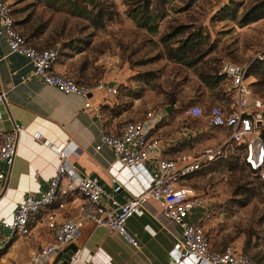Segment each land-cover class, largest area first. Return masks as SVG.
Returning a JSON list of instances; mask_svg holds the SVG:
<instances>
[{"label":"rangeland","instance_id":"rangeland-1","mask_svg":"<svg viewBox=\"0 0 264 264\" xmlns=\"http://www.w3.org/2000/svg\"><path fill=\"white\" fill-rule=\"evenodd\" d=\"M4 1L20 31L46 44L38 49L57 47L61 60L68 61L84 83L113 78L118 102L114 111L125 115L122 123L149 110L172 107L165 121L177 132L203 129L185 150L197 147V153L226 137L205 122L209 107L229 102L218 75L224 61L249 64L248 82L264 111V18L238 24L259 0ZM133 12L154 16L155 32L137 27L129 17ZM189 40L191 47L185 44ZM192 105L202 110V119L182 116ZM260 134L264 138V116ZM184 184L205 197L211 248L232 246L252 262L264 264V182L248 172L237 149ZM4 240L0 264H26L27 255L19 251L23 238L5 246Z\"/></svg>","mask_w":264,"mask_h":264},{"label":"built area","instance_id":"built-area-1","mask_svg":"<svg viewBox=\"0 0 264 264\" xmlns=\"http://www.w3.org/2000/svg\"><path fill=\"white\" fill-rule=\"evenodd\" d=\"M0 25L8 53L27 59L32 76L45 86L53 87L63 95L83 99V109H91L89 100L94 92L107 97L117 94L116 88L106 87L101 82L80 84L69 75L56 73L53 67L60 61L59 49L36 50L30 46L15 25L12 11L4 0H0ZM248 69L249 64L227 61L219 67L218 75L223 79L229 102L209 107L205 116L208 128L226 133L218 145L204 147L195 154H183L176 159H150V155L160 147V141L153 134L167 117L164 109L149 110L139 119L123 122L114 133L102 129L100 142L114 156L107 170L111 193L124 191L129 196L124 204H119L95 181L80 176L63 146H48L58 160L54 174L43 193L38 197L24 196L12 217L2 220L0 228L6 233L4 246L27 237L32 227L41 223L49 232L51 241L30 252L26 264H42L73 244L82 223L88 221L118 235L137 250L138 244L127 233L125 222L152 201L159 204L161 216L180 230L179 238L167 253L170 264H257L232 246L222 251L211 248L205 231L210 221L209 212H203L197 223L187 221L191 212L205 207V197L184 184L187 178L202 169L226 159L232 149H237L238 157L248 172L264 182V138L260 134L263 103L253 95ZM5 103V94L0 93V106ZM94 116L103 126L104 120L98 109ZM182 116L196 120L203 118V113L198 106L192 105L182 112ZM20 131V125L12 124L10 130L0 132L1 165L11 166ZM32 138L38 141L40 135L34 133ZM69 199L79 203L77 212L71 218L59 219L57 211L62 210ZM76 261L77 253L69 264Z\"/></svg>","mask_w":264,"mask_h":264},{"label":"crops","instance_id":"crops-1","mask_svg":"<svg viewBox=\"0 0 264 264\" xmlns=\"http://www.w3.org/2000/svg\"><path fill=\"white\" fill-rule=\"evenodd\" d=\"M28 44L36 50H43L38 48L46 45L30 39ZM31 70L27 59L8 53L0 25V93L6 97V103L0 106V132L10 130L12 124L21 126L11 166L0 164V226L2 220L12 217L24 196L38 197L45 191L58 163L56 155L48 146H63L80 176L95 181L119 204L126 203L129 196L124 191L111 193L107 170L114 156L100 142L102 129L114 133L125 116L114 111L118 107L115 97L94 92L89 100L91 109L85 110L83 99L75 95H63L57 89L45 86L32 76ZM53 70L71 75L77 83H84L68 61L61 58ZM97 82L106 87H116L113 78L103 77ZM97 109L102 114L103 126L94 116ZM167 117L153 134L160 141V147L150 155V159H176L183 154H195L197 147L185 150L184 146L191 138L199 136L203 129H182L179 133L165 121ZM136 119L139 118L132 120ZM34 133L40 135L38 141L32 138ZM96 147H99L98 150H95ZM78 204L69 199L65 207L57 211L58 218L73 217ZM204 209L191 212L187 221L197 223ZM125 229L137 242V250L118 235L95 227L91 222H83L73 243L77 247V261L74 264H170L167 253L179 238L180 230L161 216L158 203L148 201L125 222ZM5 236L6 233L0 228V245ZM50 241L49 232L43 224L38 223L23 238L19 251L28 256ZM42 264L60 263L50 258Z\"/></svg>","mask_w":264,"mask_h":264},{"label":"trees","instance_id":"trees-1","mask_svg":"<svg viewBox=\"0 0 264 264\" xmlns=\"http://www.w3.org/2000/svg\"><path fill=\"white\" fill-rule=\"evenodd\" d=\"M49 1H53V0H49ZM129 17L137 25V27L141 29H145L150 33L155 32L156 26L154 22L156 21V18L154 16H151L147 14L146 12H133L132 14H129ZM230 18L234 19V16L231 15ZM263 18H264V2L259 0L251 8H249L247 11L243 13L241 18L239 19L238 24L240 26H245V25L257 22ZM15 25H16V22H15ZM21 33L26 37L27 40L29 39L22 31ZM185 44H187L189 47L192 46V42L190 40L187 41ZM173 105H170V106H173ZM263 116H264V111L262 112V117Z\"/></svg>","mask_w":264,"mask_h":264},{"label":"water","instance_id":"water-1","mask_svg":"<svg viewBox=\"0 0 264 264\" xmlns=\"http://www.w3.org/2000/svg\"><path fill=\"white\" fill-rule=\"evenodd\" d=\"M164 110L167 114H169V112L172 110V107H168ZM76 253H77V247L74 244H70L61 253L55 256L54 262L59 261L60 264H69L71 261V258Z\"/></svg>","mask_w":264,"mask_h":264}]
</instances>
